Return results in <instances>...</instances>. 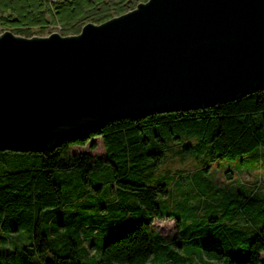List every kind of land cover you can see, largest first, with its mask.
I'll return each instance as SVG.
<instances>
[{"label":"trees","instance_id":"1","mask_svg":"<svg viewBox=\"0 0 264 264\" xmlns=\"http://www.w3.org/2000/svg\"><path fill=\"white\" fill-rule=\"evenodd\" d=\"M138 1L144 0H0V26L28 36L32 26L60 24L57 32L74 34L85 22H102ZM94 136L101 139L104 158L69 150ZM256 146H264L261 87L205 107L114 118L39 151L0 149L17 155L9 167L0 158V242L5 243V232L23 230L29 237L19 248H0V264H173L178 259L191 264L193 255L213 264H264V205L253 215L264 196L257 185H240L245 189L232 194L234 205L219 215L202 214L200 204L185 202L191 216L183 218L161 212L156 198L166 196L168 187L153 171L166 152L176 160H202L198 169L205 171L211 161ZM102 165L110 167L109 184L79 185L75 195L52 178L57 169L78 168L84 176ZM232 174L226 172L228 178ZM180 177L177 183L189 182ZM167 199L175 204L172 196ZM79 213H96L100 220L88 224ZM156 218L174 219L172 239L154 231ZM185 245L201 250L189 247L188 255H178Z\"/></svg>","mask_w":264,"mask_h":264},{"label":"water","instance_id":"2","mask_svg":"<svg viewBox=\"0 0 264 264\" xmlns=\"http://www.w3.org/2000/svg\"><path fill=\"white\" fill-rule=\"evenodd\" d=\"M264 88V0H146L79 32L0 34V149ZM264 262V261H263Z\"/></svg>","mask_w":264,"mask_h":264},{"label":"rangeland","instance_id":"3","mask_svg":"<svg viewBox=\"0 0 264 264\" xmlns=\"http://www.w3.org/2000/svg\"><path fill=\"white\" fill-rule=\"evenodd\" d=\"M139 2L143 1H138L137 3ZM6 30L19 35V33L8 27L0 26V33ZM56 30H58L56 26H46L43 29H39L37 26H32L30 28V35L28 36L48 35ZM92 141L95 142V146L89 148L88 145ZM69 150L72 152L86 151L90 153L93 158L105 157L104 148L99 136H94L83 145L71 144ZM0 158L6 159L7 164L5 165L9 167L16 163L15 160L17 155L7 150H0ZM201 162L202 160L197 161L194 158H191V160L188 159L187 161L181 159L176 160L172 153L166 152L162 161L153 169L154 175L156 177L160 175V181L167 183L168 187V193L166 196L158 195L156 198L163 214H168L170 212L171 214L179 215L183 218L190 217V209L185 207L184 204L187 202L188 206L193 203H196V205L200 204L199 212L202 214L216 213L219 215L234 205V202L230 199L235 197L236 194L234 196L232 194L236 193L240 188L242 190L245 189V187H241L240 185L247 187L257 185L259 190L264 191V146L262 148L260 146L253 147L245 153L236 155L234 158H222L211 161L209 167L205 171L198 169ZM177 168H179V170ZM182 170L189 171V173L182 176ZM229 170L233 171L230 178L226 176V172ZM109 173L110 167L108 165H102L91 169L84 176L78 168L57 169L53 172L52 178L62 186L64 191L75 195L76 191H78L79 185L85 186V184H87L92 186L99 183L109 184ZM178 175H181L182 179H188L189 182H183V185L181 182L177 183L176 178ZM234 184H239V186H233ZM171 196L172 199L174 198L175 204H171L167 199L171 198ZM100 198L105 199V196L101 194ZM262 198L263 203L258 202L256 204L255 210L253 211L254 216L255 213L262 208V205H264V196ZM79 214L82 220L88 224H93L95 220H100V216L96 213ZM132 218L137 219V214L133 213ZM106 220V218H102L101 222H105ZM152 226L156 233L168 240L172 239L176 231V225L173 218H156L153 220ZM49 235L50 238L54 236L52 232H49ZM4 237L5 243L0 242V248L4 249L13 247L19 248L29 240V237L23 230L12 233L5 232ZM189 247H194L195 250H201L198 245H185L178 255H188L187 251L191 249ZM159 248L160 246L157 245V250H159ZM261 258L264 259V251L261 252ZM205 259L207 258L204 257V259H201V256L193 255L189 258V261L191 264H211L210 262L212 261L207 259L210 261L207 262ZM82 260H84L83 257ZM178 263H181L179 259L173 264ZM223 263L225 264V261ZM146 264L149 263L147 262Z\"/></svg>","mask_w":264,"mask_h":264},{"label":"built area","instance_id":"4","mask_svg":"<svg viewBox=\"0 0 264 264\" xmlns=\"http://www.w3.org/2000/svg\"><path fill=\"white\" fill-rule=\"evenodd\" d=\"M55 26H56L57 28H59V25H58V24H56Z\"/></svg>","mask_w":264,"mask_h":264},{"label":"crops","instance_id":"5","mask_svg":"<svg viewBox=\"0 0 264 264\" xmlns=\"http://www.w3.org/2000/svg\"><path fill=\"white\" fill-rule=\"evenodd\" d=\"M207 262H210L209 260H206ZM211 264H213V262H210Z\"/></svg>","mask_w":264,"mask_h":264}]
</instances>
